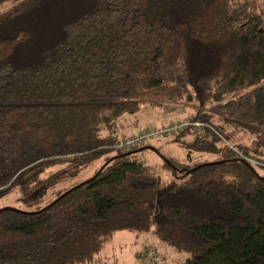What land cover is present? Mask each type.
<instances>
[{
    "label": "trees",
    "instance_id": "16d2710c",
    "mask_svg": "<svg viewBox=\"0 0 264 264\" xmlns=\"http://www.w3.org/2000/svg\"><path fill=\"white\" fill-rule=\"evenodd\" d=\"M166 100L196 107L171 139L192 163L156 148L160 173L120 144ZM12 193L0 264H97L121 231L185 264H264V0H0V202ZM151 252L142 264H170Z\"/></svg>",
    "mask_w": 264,
    "mask_h": 264
},
{
    "label": "rangeland",
    "instance_id": "374dc122",
    "mask_svg": "<svg viewBox=\"0 0 264 264\" xmlns=\"http://www.w3.org/2000/svg\"><path fill=\"white\" fill-rule=\"evenodd\" d=\"M195 106H190L182 103H177L171 100L162 102L161 105L153 106L151 103H145L141 106V111L138 115L139 123L136 128H132L133 134H137L140 130L145 129H160L170 126L172 123L185 121L187 116L195 111ZM135 119H132L134 121ZM128 127V126H126ZM178 133V132H177ZM177 133H171L167 136L154 138L150 140L147 145L153 146L163 154L174 156L182 161L189 162L187 157L188 150L183 148L182 143L173 142L172 136ZM130 133L128 134V137ZM142 146V147H144ZM234 148V147H233ZM187 150V151H186ZM196 160H214L210 155L199 156L195 155ZM140 160L145 166L153 171L162 172L160 165L162 157L153 151H146L141 154ZM93 176V171L89 170L78 178V181L86 180ZM16 194L4 198L0 202V206L9 205L15 208H20L21 205L17 201ZM152 249L151 255L154 254V248L158 249L160 255H164L170 264H185V254H179L171 248L166 247L162 242L155 237L151 232H136V231H121L118 232L114 239L107 244L105 249L101 252L97 264H142L141 258L138 256L146 247ZM153 247V248H151ZM149 253L146 256L150 255ZM154 257V256H153Z\"/></svg>",
    "mask_w": 264,
    "mask_h": 264
},
{
    "label": "built area",
    "instance_id": "2783aa9c",
    "mask_svg": "<svg viewBox=\"0 0 264 264\" xmlns=\"http://www.w3.org/2000/svg\"><path fill=\"white\" fill-rule=\"evenodd\" d=\"M129 125H130L129 123H125V126L129 127ZM189 126H191V123L185 121H179L172 123L168 127H164L160 129L152 128V129L140 130L137 134H131L129 137L124 139L121 142L120 147L126 148L128 150L138 149L144 145H147V143L154 138L167 136L171 133H177L181 130L187 129ZM196 126L202 127L204 126V124L197 123ZM201 132L202 131L197 130V133H201Z\"/></svg>",
    "mask_w": 264,
    "mask_h": 264
},
{
    "label": "water",
    "instance_id": "95a60500",
    "mask_svg": "<svg viewBox=\"0 0 264 264\" xmlns=\"http://www.w3.org/2000/svg\"><path fill=\"white\" fill-rule=\"evenodd\" d=\"M143 150L153 151V152H155L156 154H158L159 156H161L163 160H165V158L162 156V154H161V153H160L155 147H153V146H147V147H145V148H141V149L136 150V151L127 152V153H125L124 155H131V154H134V153L141 152V151H143ZM214 164H218V163H217V162H216V163H206V164L200 165V166H198V167H196V168H194V169H191V170L187 171V173H193V172H195V171H197V170H199V169H201V168H203V167H206V166H208V165H214ZM93 178H94V177H93ZM67 194H68V193L63 194L61 197H59L57 200H55V201H54L51 205H49V206L54 205V204L57 203L59 200H61L62 198H64ZM44 210H46V208L43 209L42 211H44Z\"/></svg>",
    "mask_w": 264,
    "mask_h": 264
},
{
    "label": "bare ground",
    "instance_id": "6f19581e",
    "mask_svg": "<svg viewBox=\"0 0 264 264\" xmlns=\"http://www.w3.org/2000/svg\"><path fill=\"white\" fill-rule=\"evenodd\" d=\"M196 126V125H195Z\"/></svg>",
    "mask_w": 264,
    "mask_h": 264
}]
</instances>
